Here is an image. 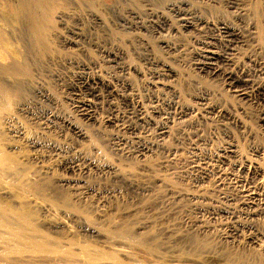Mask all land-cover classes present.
Instances as JSON below:
<instances>
[{"label": "rangeland", "instance_id": "1", "mask_svg": "<svg viewBox=\"0 0 264 264\" xmlns=\"http://www.w3.org/2000/svg\"><path fill=\"white\" fill-rule=\"evenodd\" d=\"M263 1H256L263 16L258 20L247 12L254 4L251 0L54 2L57 11H62V17H55L50 23L48 42L52 46L48 44V48L52 52L48 49L50 53L47 51V56L42 55L33 46L34 52L31 40L27 38L29 42L26 41L31 42L26 48L32 47L33 52L28 55L30 50L26 49V61L32 72L29 75L33 77L26 76L27 112L16 118L17 124L26 128V134L39 139L42 144L34 157H30L26 147V183H31V188L26 190V204H31L36 218L49 222L56 211H63L73 219L82 216L80 220L87 219L89 225L104 234L108 231L111 235L116 230L130 233L131 241L117 237L118 240H113L110 236L108 239L88 238L87 241L84 237L87 243L102 251L119 252L114 255L123 264H224L230 262L229 257L235 256L241 264L259 263L258 259L264 257V178L257 177L259 187L254 212L235 209V217L230 218L219 213L218 208L231 207V204L236 208L238 188L229 184V180L220 184L214 170L209 169L205 174L200 167L204 161H213L232 148L244 159L258 164L264 175V100L255 89L256 85H264ZM174 5L187 9L195 18L201 17L204 25L197 22L186 29L181 27L179 18L169 9ZM155 8L161 15L159 18L150 15ZM130 10L138 14L133 16ZM94 14L103 22L96 21ZM226 24L239 34L231 43L222 38L220 27ZM72 30L83 38L78 46L63 43V38H71ZM206 44L229 59L225 63L227 69L230 66L235 71L243 69L247 79L251 78L244 88L248 94L245 91L243 95H234L236 93L229 91L225 78L223 80V74L212 75L199 69L200 53ZM104 48L126 51L122 62L140 72L128 74L117 65L106 66L101 51ZM94 61L98 62L95 67ZM78 62L79 65L91 64L87 73L101 74L111 82L116 93L123 92L122 84L126 80L132 81V100L141 101L147 114L152 115V110L158 109L161 115H154L158 124L142 129V122L135 118L137 111H131V106L123 103L119 96L109 95L104 89L100 90L102 96L96 100L97 117L104 120L110 114L119 115L120 124L136 125L137 135H140L134 137L113 125L102 128L94 123L85 125L77 119L73 88L78 83V76L87 74ZM223 64L220 67L224 71ZM165 66L176 73L165 80L178 90L179 96L172 95L169 89L170 92L167 89L157 91L150 85L151 71L161 72ZM165 116L172 121L167 123ZM69 122L84 128L88 138L78 137ZM164 122L169 127L165 145L153 146L144 156H136L140 143L158 140L156 127ZM115 134L127 141L117 143ZM75 159L82 167L81 173H75L79 187L61 185L59 180L64 175L72 176L70 171L62 168L64 162ZM55 215L52 221L56 220ZM63 228L60 233L71 239ZM59 234L51 235L60 238ZM248 235L256 238V242H248ZM63 236L62 242L65 241ZM75 239L81 243L84 240L81 235ZM78 259L85 260L83 257ZM16 262L26 264L25 259ZM104 262L114 263L110 259Z\"/></svg>", "mask_w": 264, "mask_h": 264}, {"label": "bare ground", "instance_id": "2", "mask_svg": "<svg viewBox=\"0 0 264 264\" xmlns=\"http://www.w3.org/2000/svg\"><path fill=\"white\" fill-rule=\"evenodd\" d=\"M56 1L58 0H0V264H18V262L16 261H19L20 263V260H24V259L26 261V264H106L107 262L106 263L104 262L106 259H110L114 261V263L112 264H123V263H120L121 260H119L116 257V255H114L116 253H119V252H116L115 250L116 248L114 249L116 253L113 254V252L111 253V252L102 251L101 249L94 247L95 245L94 246L90 245V243L89 242L87 243V241L89 240L88 238H93V237L94 238L95 237L104 238L105 237V239H108L109 236L110 238H113V240L114 238L116 239L117 237L119 238V240L127 239L131 241V239L133 238L130 237V233H127L126 231L116 230L112 232L111 235L109 234L110 232L108 231H105V234H104L101 230L95 229L93 226H91L92 225L91 222H90L91 225H89L87 219H86L87 221L83 219L80 220L82 216L77 217L73 213L78 218V219L77 218L73 219V217H71L72 215L69 216L67 214L68 212L63 213V211L62 212L59 211L60 213H63L61 215L59 212L57 211L55 212L52 210L56 214V215L53 214L55 215L56 220L52 221L53 215L50 220L48 219L49 222L43 219L39 220L36 218L37 214L34 212L35 210L31 209L30 207L31 204H26V198H27L26 190L27 189L29 190L31 188V185H30L31 183H26V177H27L26 176V173H27L26 172V147H27V152H29L28 154L30 155V157L35 155V153L36 154L39 153V150H41L42 148V144L39 141V139L28 136L26 134V128L24 127V125H22L23 126L22 127L20 126V124L18 125L16 122V118L19 115L26 114L27 112L26 109L28 108V107L26 108V105H27L26 104V76H28L31 71L26 61V52H27L26 49H28V51L30 50L27 53L28 55L29 53H31L32 51L36 49L33 46L37 47L36 51L38 53H41L42 55L46 54L47 56L50 53L49 51L51 49L48 48V44H49L48 42L49 34L48 33L50 30V23L54 21L55 17L58 19L62 17V11L61 12L60 10L57 11V8L54 4V2ZM59 1L67 2V0H59ZM256 1L257 0L255 1L251 0V3H254V4L250 6L247 12L251 15H255V19L257 17V20H258V18H262L263 16L261 15V12L256 4L258 2ZM175 6L176 5L170 7L169 9L173 10L175 16L179 18L181 27L186 29L190 26H193V23H197V22H198L197 24L204 23L201 17L195 18V16H193L192 13L188 11L187 9L183 10L179 8V6L178 8ZM263 8H264V1H263ZM136 12L137 11H134V10L129 11V13L133 16H136L138 14ZM150 15L155 18H159L161 16L159 14V11H157L156 8L151 10ZM93 18L96 21H99V23L103 22L98 15L94 14ZM220 29H221V32L223 33V35L222 34L220 35H222L223 36L222 38H225L227 42L231 43L234 40V38L236 39L238 33H236V31L230 26L228 27L227 24L222 25ZM27 38H29L32 42V47H33L32 51H31L32 47L30 49L26 48V44L29 45L31 43V42L26 43V41L29 42ZM82 39L83 38L81 37L79 32H73L71 38H63V43L66 45L72 44V46L76 44L78 46L79 45L78 43H80L79 41ZM49 45L52 46V43ZM47 51L49 52L48 54L46 53ZM101 51L103 53L102 55L104 56L106 66L112 67L114 65L115 67V65H117V68L119 67L120 70L123 71L124 73H128V72L131 73V71H135V73L140 72L137 68L130 66V64L129 65L125 64L124 61L122 62V59L126 55L125 54L126 51L124 52L122 50H119V48L118 50L117 49L116 50H112V49L106 50L104 48ZM42 55L40 56L39 54L40 57H42ZM35 58H38V57H36L35 55ZM46 58L48 59V57ZM200 58H201V60L199 59L201 61L200 62L201 66L199 67L200 70L206 71L212 75L223 74L224 76L223 80L225 78L224 81H226V85L228 86L229 91L231 90L232 92L236 93L234 94L236 96L245 94L246 90L244 91V88L245 86L249 85L250 83L249 79L251 78H249L250 76L248 75L249 79H247L246 77L247 75H245L242 72L243 69L242 70L239 69L241 70V72L237 71L238 68L236 69V71L233 70L234 68L231 69L232 68L231 66H230V69H227L228 66H225V63H227L229 59L223 54H221L220 52H218L214 47L207 46V44H206V47L204 46V48L202 49L200 53ZM102 60H103V57H102ZM102 60H101V63H102ZM77 64L79 65V62ZM97 64L95 62L92 65L95 67ZM221 64H223L226 67L224 71L220 67ZM79 67L81 70L87 73V71L90 70L92 66L91 64H87L86 62H84V64L81 63ZM100 67L98 68L101 71ZM220 68L222 69V73H221ZM106 70H108V68ZM151 72H153L150 74L149 80L151 82L149 80L148 81L150 82V85L152 88H154L157 91H163V90L169 89L172 95L179 94L178 90L175 87L173 88L171 84L169 85L167 81L165 80V77L168 79V78H173L176 75L173 69L165 66L164 68H161V72H158L156 70L155 72L154 71H151ZM87 74L86 76H82V77H80L81 75L78 76L79 77L78 83H76V86L73 88L74 93H72L75 98L74 111L77 114V117H78L77 119L81 120L84 124L94 123L99 128L106 127L108 125H111V126L113 125V127L116 126L119 129L124 130V132L132 133V135L134 134V137H138L140 135V134L137 135L138 127L134 125L133 123H132L133 125L129 123H128L129 125L120 124L119 119H118L119 115L117 116L115 114H112V115L110 114L106 118L104 117L105 118V119L103 118L104 120H100L97 117L98 115H97V110H96L97 109L96 100L100 98V96H102L100 92V90L102 89L107 90L109 95H116V97L119 96V98L123 100V103H126V105L131 106V111H134V110L137 111V115L135 114V118L137 117V119L142 122L141 124L143 126L142 129L144 127L147 128V126H150L153 123H157L155 122L156 116L154 115H161V112L158 109H155L153 107L154 108L152 110L153 114L152 113H151L152 115L147 114L146 109L143 108L144 105H142L141 101H140L141 103L140 104L132 100L131 92H133L134 90V85L132 81L126 80V82L122 84L123 92L116 93L111 82H109L101 74H94V73H93L94 75L93 74L87 75ZM255 89L257 90L258 94L264 100V93H263L264 85H256ZM173 105H169V107H173ZM178 107L181 108L180 106ZM165 119L167 123L168 121H172V120H169L166 116H165ZM167 123L164 122L163 125L161 124V126L157 125L158 123L156 124L157 127L156 126L155 127L157 128L156 133H157L158 140L154 143L151 142L150 144L141 145L140 143L139 148L137 149L139 154H136V156L137 155L144 156L145 153L150 151V149L153 146L163 147V145H165V137L169 133V127H167ZM69 125L71 126V129L76 133L78 137H82V139L88 138L87 131L84 128H81V126L77 125L76 123L69 122ZM115 140L117 141V143L121 141L119 144H124L127 141V139L125 141V138L124 139L123 137L119 138L117 135L115 136ZM134 151H135V148H134ZM222 153L224 154L220 155L218 158L216 157L217 159L213 161L211 160V161L203 162L202 160L203 163L201 164V167H200L203 173H205L209 169H212L211 172H213L214 170L217 173L218 178H220L219 179L220 184L221 183L224 184L227 180H229L230 182L229 184L231 185L233 184L236 188H238V195H236L238 199H236L235 197L236 208H233L235 205L233 206L231 204V207L229 206L219 207L218 211L219 213L221 212V213L226 214L227 217H230V218L235 217V211L237 209L245 208L248 210V213L251 212L250 214H252L254 212V209H253L254 201L257 199L256 198L257 187H259L258 186L259 180L257 179V177L262 176L264 178V175L262 174L260 170V166H257L258 164L256 165L255 163L250 162L248 159H244L243 156L239 155L240 153L237 154L235 150L234 151L232 150V148L231 150H228ZM29 159L36 160L37 158L36 159L29 158ZM62 168L67 172L70 171L72 173V176L64 175L65 177L64 176L63 178L60 177L61 178L60 180L57 178L59 181L63 183L61 185H71L72 184L74 186H78L77 185L78 182L75 179V173L76 172L81 173L82 167L76 161V159L64 162ZM9 177L11 179H14L15 182L14 183L9 182L10 181V179H8ZM213 179L215 178H212V180ZM225 195H228V194H225ZM202 197L203 195L201 196V198ZM16 199L17 201H15ZM226 202L228 201L226 200ZM66 206H68V204H66ZM63 222H64V225H62ZM62 226L64 227L63 230L65 229V231L68 233L67 236L68 235L71 236V239H66L65 235L63 234L64 235L63 236L62 233H60V231H62L61 230ZM52 233H56V235L60 233L61 234L60 238H62V236L65 237V241L62 242L63 238L60 239L58 237H55L56 235L53 236L51 235ZM79 235L83 236L84 240L86 238L87 241L86 240L84 241L82 239L83 241L81 243V241L77 240L78 238L75 239V237H78ZM248 236L246 237L248 242H256V238H253V236L252 237L251 236L248 237ZM139 243H142V242H139ZM118 251L120 250L118 249ZM148 251L149 250H147V252ZM78 257L80 259L81 257H83V259L85 260L81 261L78 259ZM236 257L237 256L229 257L230 262H227V263L225 262L224 264H241L240 260H238L239 258L238 257L236 258ZM220 259L222 258L220 257ZM258 260H259V263L257 264H264V257ZM242 263L244 262L242 261ZM135 264H144V262L143 263L138 262Z\"/></svg>", "mask_w": 264, "mask_h": 264}]
</instances>
